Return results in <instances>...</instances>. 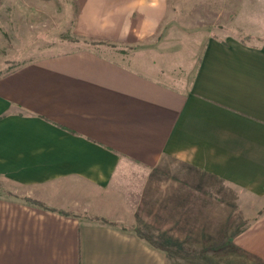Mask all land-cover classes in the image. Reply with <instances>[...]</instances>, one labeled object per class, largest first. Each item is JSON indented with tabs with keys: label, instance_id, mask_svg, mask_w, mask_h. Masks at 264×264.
Wrapping results in <instances>:
<instances>
[{
	"label": "crops",
	"instance_id": "0c3cea01",
	"mask_svg": "<svg viewBox=\"0 0 264 264\" xmlns=\"http://www.w3.org/2000/svg\"><path fill=\"white\" fill-rule=\"evenodd\" d=\"M78 2L98 42L153 34L167 8ZM260 30L209 38L189 84L90 46L1 74L0 264H264Z\"/></svg>",
	"mask_w": 264,
	"mask_h": 264
},
{
	"label": "rangeland",
	"instance_id": "374dc122",
	"mask_svg": "<svg viewBox=\"0 0 264 264\" xmlns=\"http://www.w3.org/2000/svg\"><path fill=\"white\" fill-rule=\"evenodd\" d=\"M166 3V12L153 34L117 43L83 39L76 33L78 0H6L0 7V75L27 59L90 46L108 49L122 64H156L175 70L177 82L189 84L209 38L239 36L253 42L262 34L264 0ZM156 176L161 173L156 171ZM3 186L8 188L1 180L0 188ZM112 190L114 197L120 192L117 187ZM125 196L130 203H138L139 191L132 195L130 190Z\"/></svg>",
	"mask_w": 264,
	"mask_h": 264
}]
</instances>
